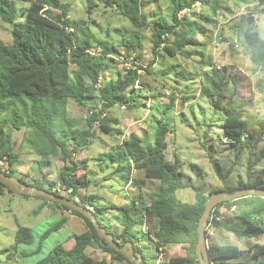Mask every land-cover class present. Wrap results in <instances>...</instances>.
<instances>
[{
	"label": "trees",
	"instance_id": "16d2710c",
	"mask_svg": "<svg viewBox=\"0 0 264 264\" xmlns=\"http://www.w3.org/2000/svg\"><path fill=\"white\" fill-rule=\"evenodd\" d=\"M22 1L29 2L27 7H23L22 12L25 15L23 19L19 15L17 0H0V17L12 24L13 37L11 43L0 41V161L8 165V168L0 166V169L13 175L12 167L18 159L14 149L13 131L21 129V126L28 123V127L40 131L44 140L47 141L46 146H36L38 152L42 155H60L65 163L69 162L62 168L61 176L65 183L81 188L79 185L87 186V181H90L86 171L88 169L85 163L79 164L75 161L73 154L88 147L94 141L97 134L96 127L106 134L117 131L121 133L122 140L119 141L114 151L103 154L101 159H110L116 163V171L120 174L121 183L125 188L127 184H133L131 178L133 169L143 170L147 178L157 179L160 185L157 190L148 193L147 199L142 194L136 197L128 194L130 202L112 203L106 206L107 211L112 209L120 213L121 228L113 232L115 239L121 244L128 241L135 242L137 233L142 231L149 240L156 243L158 252L160 246H184L185 254L169 256L165 264H201L196 252L199 239L198 227L209 196L216 190H211L207 195L197 192L192 202L179 198L178 191L186 184L180 182L178 163H171L167 160V135L170 125L163 116L156 120L153 127L149 124V128L155 130V140L150 143L146 142L144 136L134 131L125 135L124 131L121 132V128L118 127L120 118L110 116L111 113L108 112L117 104H132L135 98H142L139 92H135L139 89L136 87L139 79L138 71L128 69L125 72H118L117 76L111 74V77H108L106 73L112 62L103 55L120 52L109 42L97 40L93 45L92 37L85 28L86 25L82 24L85 22L71 18L68 7L63 5L62 0ZM142 1L105 0L107 8L117 9L135 28L130 36L124 37L121 41L127 50L140 49L143 44L140 30L147 26L148 21L143 18ZM171 2L174 5L172 20L158 14L159 16L150 27L153 29L151 44L155 57L160 49L171 57L184 55V49L188 44L199 43L192 32L206 31L200 22L189 21L188 15L179 16L182 9H192L196 2H200L203 10L199 11L198 17L204 13L205 17L200 21L204 20L203 22L208 23H212L209 6L214 13L220 10V0H171ZM86 5L89 11L101 6L99 0H86ZM52 9H60V11L54 13ZM261 11H264V7ZM76 29L79 33L75 31ZM243 39L247 44L245 51L254 49L252 62L264 71V48L259 46L261 45L260 34L255 30H247ZM96 48H101L103 55L90 53L91 49ZM231 51H233L232 56L237 57L235 41L231 42ZM135 61H137L136 58ZM72 67L75 68L74 71ZM220 70L214 68L211 72H203L201 82L206 81L208 85L202 82L199 95L210 97L214 108L224 113L223 130L227 139L232 144H236L248 131V122L240 111L235 95H227L225 92V84L233 80V75L227 74L225 69ZM177 71H179L177 75L183 76V70ZM257 83L258 86L262 85V81L258 80ZM133 92L137 94L134 95ZM96 95L103 101L101 108H99V101L96 106H91L87 102ZM176 95L175 92L170 95V101L164 108L165 113L175 107ZM69 98L70 101L73 99L80 105L88 107L89 114L86 117L87 126L85 128L77 127L74 119L68 118ZM60 106L65 107L64 111L60 112ZM104 111H107V115L102 117L100 113ZM152 112L151 106L149 117ZM24 116L26 120L23 122L21 119ZM64 119L69 121V129L62 130ZM262 126H264V121ZM115 128H117L116 131ZM61 132L65 136L62 146ZM251 168L252 166L249 171ZM80 173L83 175L79 176ZM3 184L0 182V191L7 189L13 192ZM31 184L43 188L39 181ZM243 187L256 186L248 181L218 190L232 193ZM125 192L128 193L127 188ZM94 198L95 196L88 195V193L83 194L84 200L95 205ZM222 204H227L229 208H237L239 219L244 226L238 227L230 220L217 219L214 213H217L218 207ZM64 207L68 209L67 206L64 205ZM95 208L94 213L97 211L96 205ZM74 213L82 217L89 226L84 232L75 235V246L66 250L57 244L46 256L32 264H99L100 261L87 252L88 247L96 243L114 253L115 258L134 264L122 252L107 244L106 239L98 234L88 217L78 211ZM146 215L156 220L154 230L151 232L143 230ZM211 215L207 228L213 226L223 228L238 237L251 238L259 232L264 234V197L249 195L232 201H222L214 208ZM97 219L100 222L98 217ZM66 220L67 217H63L48 228L41 235V241L43 242L52 232L60 229ZM35 239L34 230L31 227L19 224L14 250L17 252L18 246L32 244ZM135 247L142 251V264H146L147 255L140 247ZM250 250L253 260L243 258L240 252L234 251L229 245L213 244L209 247V254L212 264H264V259L260 258L264 255V241L253 243ZM5 251L6 249H0V254ZM40 251L41 243L35 251H21L18 256L20 254L22 257H32ZM158 257L159 253L156 258Z\"/></svg>",
	"mask_w": 264,
	"mask_h": 264
},
{
	"label": "rangeland",
	"instance_id": "374dc122",
	"mask_svg": "<svg viewBox=\"0 0 264 264\" xmlns=\"http://www.w3.org/2000/svg\"><path fill=\"white\" fill-rule=\"evenodd\" d=\"M62 3L68 7L71 18L85 22L82 24L86 25L85 28H87L92 37L93 45H95L97 40L109 42L116 46L120 52L119 54H105L111 62L113 61L106 73L108 77H111V74L117 76L118 72H125L128 69L138 71L140 84H137L139 85V89L135 90V92H139L142 98H135L127 110H122V107L120 109L121 105L117 104L109 109L108 112L111 113L110 116H118L116 115L118 113L127 115L132 112V117H139L148 109L147 103L149 101L153 110L151 116L148 118L150 126L153 127L156 124L157 118L161 116L168 121L170 131L167 135L166 156L171 163H178L180 182L186 184L178 191L179 198L192 202L195 200L197 192L207 195L211 190L227 189L231 185H239L248 181H251L256 187L264 189V126L260 124L261 120L264 119V92H259V96L256 99V103L261 108L256 113L262 118H259L260 121H256L255 116L251 117L247 121L248 131L236 144H232L227 139L226 133L223 130L224 113L214 108L210 97L199 95L201 84L205 83L208 85L206 81L201 82L204 62H207L205 67L208 69L205 73L212 71L211 63L214 64V59L220 66H229L230 62L240 63V66H245V61L248 60H250L249 64H253L250 57L253 55L254 49H250L246 53L240 41L241 33H245L247 30L258 31L261 40V45H258L264 48V11H261V6L264 7V0L262 2L260 0H220V10L218 13L212 12V8L209 6L211 24L203 22L204 20L200 21L204 19V13L198 17V12H202L203 10L202 5L191 9L188 15L189 21L200 22L206 31L192 32L199 43L188 44L184 49V55L179 54L176 57L167 55L162 49L158 53L156 52L155 57L152 53L151 44L153 29L150 27L159 16L158 14L170 21L172 20L174 5L171 0L142 1L143 18L148 21L147 26L142 27L140 30L144 45L142 44L140 49L131 48L130 50H127L121 41L124 37L130 36L131 31L135 29L134 26L117 9L107 8L105 0H99V5L101 6L90 11L86 5V0H62ZM17 5L19 15L23 19L25 17L22 12L23 7H27L29 2L17 0ZM52 11L56 13L60 9H52ZM217 28L220 30L217 34L216 42H214ZM75 31L79 33V30L76 29ZM219 37L221 38L219 39ZM201 40L206 43L203 44V42H200ZM237 40L240 44L236 48L240 53L237 52V57L235 58L232 56L233 51H231L230 42ZM0 41L5 43L13 41L12 24L5 22L1 17ZM223 42L227 43L223 44ZM208 47L214 52V58H211V53L207 51ZM135 58L137 61H135ZM251 67L259 75L263 73L257 65H251ZM74 70L75 68L72 67V71ZM177 70H183V76L177 75L179 73ZM255 78V76L250 79L245 77L243 83L244 90L242 92L245 95L244 100H246L242 102V105L246 107L247 113L250 112L252 115H254V111H252L250 103L247 102L248 100H252L250 95L254 87L258 90V79ZM245 83L246 85H244ZM148 89L151 91L149 95ZM135 92H133L134 95L137 94ZM173 92L177 94L175 107L165 113V105L169 103L170 95ZM97 101H99V108H101L103 101L99 99L98 95L87 102L91 106H96ZM186 102H189V104ZM115 107H118L116 108L117 111L113 112ZM59 109L62 112L65 107L60 106ZM88 114L89 109L87 106L80 105L71 99L68 104L67 116L71 118L70 120L74 119V124L77 127L85 128L87 126L86 117ZM22 118L21 120L24 122L26 117ZM68 122L65 119L62 120V130L69 129ZM27 125L28 123L25 126H21V129L13 131L16 140L15 147L18 150L23 149V153L26 154L25 160H27V165L33 162L28 159L29 154L32 151L35 153V157L38 159L36 160L37 165L29 167V169L32 174H36L39 169V160L50 161L47 156L39 155L36 148V146H46L47 141L44 140V136L40 131L38 132L35 128H30ZM131 126L132 124H127L125 127L126 130L124 131L126 135H129L133 129L140 135L142 134L146 142H154L155 130L149 128V125H144L145 127ZM95 129L97 134L94 141L78 153V155L76 154L75 161L86 157V153L88 156L91 155L97 158L100 153L106 152L108 148L103 142L104 139L109 138L110 141H107L114 148H117L118 141L122 140L120 133L116 131L117 128H115L116 132L111 135L101 132L99 127ZM61 135L60 142L62 146L65 142V136L62 132ZM23 139L25 140L23 141ZM28 143L30 144L26 147L25 144ZM20 145H24V148ZM65 164L69 163L64 162ZM0 166L8 168V165L3 161H0ZM250 166L252 168L249 171ZM90 167L92 169L90 176L92 178L99 177L103 181V187L99 190L100 193L107 192L104 197H95L93 199L97 207L96 216L106 227L116 232L121 228L120 213L112 209L107 211L106 206L113 202L117 204L130 202L128 194L134 196V192L137 191L133 185L127 184L128 193L125 192L120 183V174L115 169L116 163L112 160L96 159L94 162H91ZM17 174L19 175V172ZM17 174L14 173V175ZM52 178L54 177L52 176ZM52 178H50V181H54ZM23 181L29 182L25 177ZM58 181H60V178ZM136 183L144 184L145 181L138 182L136 180ZM110 185H113V187L108 189ZM3 186L5 185L3 184ZM153 188H155L154 184H151L149 187L147 186V190ZM137 190L139 189L137 188ZM81 191L85 194V190L81 189ZM23 196L25 194L14 192L8 196L0 195V249H6L5 253L0 254V264H32L46 256L55 244L62 242L73 230L74 232L82 231L79 226L74 225L71 227L69 223H66L59 230L52 232L42 242L39 235L44 234L48 228L58 222L61 219V215L57 214L56 216L54 210L46 206H43L38 214H35L33 210L39 209L38 203L41 199L33 197L34 199L27 200ZM10 198L11 201H9ZM54 204L63 209L65 208L64 205H59L57 202H54ZM21 214L27 215V217L25 218L24 216L22 218ZM214 215L215 217L217 216V219L235 222V225L238 227L244 226L239 219L237 208H229L227 204L220 205L217 213H214ZM17 222L30 227H33L36 223V227H34L36 230V241L32 244H21L18 246V251L16 252L14 248H16L15 235L17 230L15 226ZM143 228L145 229V227ZM148 229L145 230L151 232ZM210 230L214 234L208 240L209 247L213 244L229 245L233 247L234 251L240 252L242 257L248 260H253L250 246L253 243L264 241V234L261 232L249 238L238 237L233 232L226 231L223 228H216L215 226L210 227ZM137 239L141 244L140 248L148 256L146 264H155L156 256L159 253L157 246L142 231L137 233ZM40 243H43V251L40 253L32 257H22L20 254L18 256V253H21V251L35 250ZM178 248L177 252H185L183 249L179 250ZM165 257L167 259L169 255H165ZM260 258L264 259V255L260 256Z\"/></svg>",
	"mask_w": 264,
	"mask_h": 264
},
{
	"label": "crops",
	"instance_id": "0c3cea01",
	"mask_svg": "<svg viewBox=\"0 0 264 264\" xmlns=\"http://www.w3.org/2000/svg\"><path fill=\"white\" fill-rule=\"evenodd\" d=\"M262 8L263 7L261 6V9ZM208 24H211V23H208ZM219 27H220V25H219ZM219 30L220 29L217 28L216 31H215L214 42H216L217 34H218ZM241 34L242 35L240 36V41H241V44L244 46V50H246L247 44L244 42V39H243L244 38V35H243L244 33H241ZM220 38L221 37H219V39ZM200 42H203V40H201ZM227 42H223V44H225ZM205 43L206 42H203V44H205ZM207 51L209 53H211V58L212 57L214 58V55H213L214 52L211 51V48L210 47L207 48ZM249 51H250V49H248V52ZM246 53H247V51H246ZM251 57H250V59H251ZM251 61H252V59H251ZM216 62L217 61L214 59L213 60V63L214 64L211 63V65L213 67L216 66V65H218V63H216ZM249 62H250V60L245 61V66H240L239 65L240 63H231V62H230V65L229 66H225V65L223 66L222 70L225 69L226 72H227V74H232L233 75V80L228 81L225 84V87L224 88H225V92H226L227 95H231V94L235 95V99L238 101V104H239V107H240V111L243 113V117H244V119L246 121H248L253 116L256 117V121H260L259 118L261 119L262 117L258 116L257 113H256V112L259 111V108H260L258 106V104L256 103V99H257V96H259V92H264V71H263V69L260 66H258L260 68V70L263 71V73L261 75H259V73L257 71H255V69H253L251 67V65H255V64L253 62H252L253 64H249ZM206 64H207V62L206 63H203V67L204 68H203L202 71H205L206 70V67H205ZM200 72H201V70H200ZM200 75H201V73H200ZM254 76L256 77L255 79H258L259 81H262V85L261 86H258V90L254 87V89L252 90L251 95H250V98L252 100H248V102H247V103H250V105L252 107V111H254V115H252L250 112L247 113L246 107H244L242 105V102H245L246 101V100H244L245 99V95L242 92L244 90L243 89V83H244L245 77H247L248 79H250V78H252ZM201 78H203V76H201ZM244 85H246V83ZM146 88H147V86H146ZM147 91H148V95H149V93L151 92L150 89H148ZM253 91L256 92V93H254ZM253 99H255V100L253 101ZM186 103L189 104V102H186ZM260 104H262V103H260ZM129 105H131V104H127L126 105L127 107L124 108V109H122V110H127L129 108ZM116 108H118V107H115L114 110H113V112L117 111ZM120 109H121V106H120ZM122 110H120V111H122ZM149 110H150V108L148 106V109L146 110V112L143 115L139 116V117H132V112L128 113L127 115H124V114L121 115L120 113L116 114L120 118V123H119L118 127L121 128V132H122V130L123 131L126 130L125 127L127 126V124H129V125L132 124V126L134 125V126H141V127H145L146 125H149V123H148L149 122V120H148V118H149V116H148ZM145 120H146V122H144ZM263 121H264V119L261 120V122H260L261 125L263 124ZM131 127H130V129H131ZM132 131L136 132V130H133V129H132ZM136 133L138 135H140L138 132H136ZM120 136H121V133H120ZM140 136H142V134ZM13 139L16 142L15 137H14V133H13ZM107 140L110 141L109 138L103 140V142L105 143L106 147L108 148L106 150V152L100 153L99 156H97V158L96 157H93L91 155L88 156V154L86 153V157H82L81 160L77 161V162H79V164L85 163L87 165L86 168L88 170H86V171L88 172V176H89V179H90V181H87L88 182L87 183V186L86 185H83V184L82 185H79V186H81V189L82 190H85V193L86 194L88 193V195H93V196L98 197V198L104 197V195H106L107 192L104 191L103 193H100L99 190L103 187V184H102L103 181L99 177L92 178L90 176V174L92 173V169L90 167V164H91V162H94V160H96V159L103 160V159H101L102 158L101 156L103 154H106V153H108L110 151H114L115 150V148L112 145H110V142L107 141ZM23 141H24V139H23ZM118 143H119V141H118ZM29 144L30 143L25 144L26 147ZM15 146H16V143H14V149H15V151L17 153V158L18 159H17L15 165L12 168H13V172L16 173V174H17V172H19V175L18 174L17 175H14V173H13L14 176H16V177L18 176V178H20L22 181H23V178L25 177L29 182H27V181H23V182H25L27 184H31V183L35 182L37 179H39V178H41V179L43 178L45 180H49L50 181L51 180L50 178H52V176L54 177V178H52L54 181H51V182H64V179L61 176L62 175L61 170L64 167V160L61 158L60 155H56V154H46V155H42L41 153L38 152L39 155L47 156L50 159V161H46V160H42V159L39 160V162H38L39 169L36 172V174H32L31 173V170L29 169V167H33V166L35 167V165H37V161L36 160H38V159L35 157L36 156L35 153L32 151L29 154L28 159H30L33 162L31 164L27 165L26 164V161L27 160H25L26 154L23 153V149L18 150V149H16ZM21 147L24 148V145L21 146ZM85 148H87V147H85ZM30 149L32 150V148H30ZM82 150H80L79 152H77V155ZM15 166H17V168H15ZM115 169H116V167H115ZM86 171H84V173ZM82 175H83V173H80L79 176H82ZM59 178H60V181H58ZM131 178L133 179V184L132 185H133V187L137 191V192H134V197H136L137 195L142 194L144 196V198L147 199L148 193L150 191L157 190L158 189L159 181L157 179H154V178H147L144 175V171L143 170L133 169V171H132V177ZM119 179H120V183H121V177H119ZM136 180L138 182L139 181H145V183L144 184L136 183ZM151 184H154L155 188L147 190V186L149 187V186H151ZM121 185L123 186L122 183H121ZM112 187H113V185H110L108 189H111ZM123 188H125V187L123 186ZM137 188L139 190H137ZM144 191H146V192H144ZM11 194H12V192L8 191L7 189H2L0 191V195L1 196H6V195L8 196V195H11ZM23 197H25L27 200L34 199L33 197H36V198L41 199L39 201V203H38L39 209H37V210L34 209L33 210V212H35V214H38L40 212V209H42L43 206H46L47 208L54 210V213L56 214V216H57V214H60L61 215V219L63 217H67L66 223H69V225L71 227H73L74 225L79 226L82 229L81 232H84L85 230H87L89 228L87 222L82 217H80V216H78L76 214H74V215L73 214H68L65 208L63 209L60 206L54 204L53 201H49V200H47L45 198H41L40 196L25 195ZM9 201H11V198H10ZM113 203L114 204H117L115 202H113ZM110 204H112V203H110ZM24 216H25V218L27 217V215H22L21 214V217L22 218H24ZM39 221H40V219H39ZM144 222H145V224H144L143 227H145V229H148L149 228L148 229L149 231L154 230L155 223H156V220L154 218H152L150 215H146ZM19 224L22 225L21 223L17 222V224L15 226V229L16 230H17ZM28 227H30V226H28ZM34 227H36V223L34 224L33 227H31L34 230V235L36 237V230H35ZM143 230H144V228H143ZM108 231H110V230H108ZM81 232H74V230H73L71 233L68 234V236L62 242L57 243V244L61 245L66 250H70V249H72L75 246V243H76L75 235L78 234V233H81ZM111 232H114V231L111 230ZM39 236L41 237V235H39ZM35 241H36V239H35ZM57 244H55V245H57ZM154 244L156 245L155 242H154ZM134 245L135 246H138V247H141V244H140V242H139L138 239L134 242ZM177 247H179L178 248L179 250H182L183 249L185 251V248H184L183 245H168L167 248H166V255L172 256V255H177V254L178 255L185 254V252H181V251L177 252ZM35 250H30V251H35ZM41 251H43V243H41ZM87 252L90 255H92L93 257L97 258L100 261L99 264H129V262L126 261V260H122V259H119V258H115L114 257L115 254L114 253H112L107 248H105L104 246H102V245H100L98 243H96V244H94L92 246H89L88 249H87ZM147 258H148V256H147ZM165 258L166 257L161 258V259H159V257L156 258L155 264H165V262L167 260Z\"/></svg>",
	"mask_w": 264,
	"mask_h": 264
},
{
	"label": "water",
	"instance_id": "95a60500",
	"mask_svg": "<svg viewBox=\"0 0 264 264\" xmlns=\"http://www.w3.org/2000/svg\"><path fill=\"white\" fill-rule=\"evenodd\" d=\"M0 182L8 186L14 193L40 196L49 201L58 202L70 209L81 212L93 222L98 234L102 238L106 239V242L110 247L122 252L130 260H132L134 264H142L143 253L135 248L134 242L128 241L125 244L119 243L115 239V234L111 231H108V229L104 225H101L92 210L82 205L75 204L69 198H66L64 196L53 194L52 192L33 184H27L20 178L14 175H10L8 172L2 169H0ZM249 195L264 197V189L260 187H243L232 193L222 190H216L210 194L209 199L206 203L205 210L201 217V222L198 227L199 239L196 245V252L200 258L201 264H212L209 254L206 230L214 208L222 201H232Z\"/></svg>",
	"mask_w": 264,
	"mask_h": 264
},
{
	"label": "built area",
	"instance_id": "2783aa9c",
	"mask_svg": "<svg viewBox=\"0 0 264 264\" xmlns=\"http://www.w3.org/2000/svg\"><path fill=\"white\" fill-rule=\"evenodd\" d=\"M185 12H188V9L183 10L181 13H185ZM236 46L237 47L239 46L238 45V42H237ZM90 53L93 54V55H100V54H102V50H101V48L91 49L90 50ZM106 55L104 54L103 56L105 58H107ZM124 107L125 106H123V108ZM100 115L102 117H104V116L107 115V112L106 111L101 112ZM76 154H73V159H75ZM37 181H39V184L42 185L44 189L52 192L53 194L65 196V197L69 198L72 202H74L76 204H79V205H82V206H84V207H86V208H88V209H90L92 211H95V209H96L95 208V205L93 203H91V202L86 201V200L83 199V192L81 191V188H76L75 186L69 185V184H67L65 182H55V183H53V182L48 181V180H45V179H38ZM67 212L69 214H73L74 213V210L73 209H68ZM213 234H214V232L212 230H210V228H207V231H206L207 241L210 238L213 237ZM166 248L167 247H165V246H160L159 247V259L165 257V255H166Z\"/></svg>",
	"mask_w": 264,
	"mask_h": 264
},
{
	"label": "clouds",
	"instance_id": "9594fccd",
	"mask_svg": "<svg viewBox=\"0 0 264 264\" xmlns=\"http://www.w3.org/2000/svg\"><path fill=\"white\" fill-rule=\"evenodd\" d=\"M201 5V3L200 2H196L195 4H194V7L192 8V9H195L196 8V6H200ZM185 9H188V12H185V13H181L183 10H185ZM185 9H182L180 12H179V16H181V17H184L185 15H189L190 13H189V11H191V9H189V8H185ZM199 13V12H198ZM236 42V44H237V42H238V40L237 41H235ZM162 45H164V43L162 44ZM238 45H239V42H238ZM237 47V46H236ZM112 60V59H111ZM113 62V61H112ZM212 66V65H211ZM217 69V70H219V69H221L222 70V68H223V66H220V65H216V66H212V69ZM206 70H208V69H206ZM205 70V71H206ZM220 70V71H221ZM205 71H203V72H205ZM203 72H202V74H203ZM140 76V75H139ZM137 84H140V79H138V81H137V83H136V87L137 88H139L138 86H137ZM140 87H143V86H140ZM146 87V86H145ZM121 105V104H120ZM123 106H125L124 108H126L127 106L126 105H121V107L123 108ZM147 106H149V108H151V103L148 101V103H147ZM123 108V109H124ZM150 111V110H149ZM107 112V111H106ZM124 133H125V131H124ZM125 135H126V133H125ZM39 179H41V178H39ZM38 180V179H37ZM36 180V181H37ZM49 181V180H48ZM53 183H55V182H53ZM40 187V186H39ZM42 188V187H41ZM44 189V188H43ZM61 196V195H60ZM65 197V196H64ZM67 198V197H66ZM74 203V202H73ZM76 204V203H75ZM68 209H70V208H68ZM68 209H66V211L68 210ZM75 211V210H74ZM92 212H94V211H92ZM68 213V212H67ZM69 214V213H68ZM73 214H75V213H73ZM207 231V230H206ZM208 242V241H207Z\"/></svg>",
	"mask_w": 264,
	"mask_h": 264
}]
</instances>
